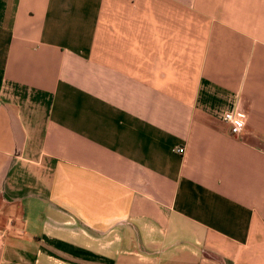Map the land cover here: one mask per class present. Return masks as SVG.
Returning <instances> with one entry per match:
<instances>
[{
    "label": "crops",
    "instance_id": "0c3cea01",
    "mask_svg": "<svg viewBox=\"0 0 264 264\" xmlns=\"http://www.w3.org/2000/svg\"><path fill=\"white\" fill-rule=\"evenodd\" d=\"M0 234V264H264V0H0Z\"/></svg>",
    "mask_w": 264,
    "mask_h": 264
},
{
    "label": "built area",
    "instance_id": "2783aa9c",
    "mask_svg": "<svg viewBox=\"0 0 264 264\" xmlns=\"http://www.w3.org/2000/svg\"><path fill=\"white\" fill-rule=\"evenodd\" d=\"M222 121L226 123L229 127V131L231 134L238 136L244 129V125L246 124L247 117L241 112L230 110L226 111L222 114ZM175 153L178 155H182L183 148L177 147ZM2 243V236L0 234V247Z\"/></svg>",
    "mask_w": 264,
    "mask_h": 264
}]
</instances>
